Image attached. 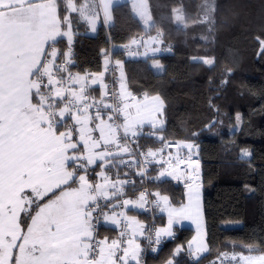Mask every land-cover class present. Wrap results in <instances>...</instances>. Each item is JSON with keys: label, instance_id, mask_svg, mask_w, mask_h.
Instances as JSON below:
<instances>
[{"label": "snow or ice", "instance_id": "snow-or-ice-1", "mask_svg": "<svg viewBox=\"0 0 264 264\" xmlns=\"http://www.w3.org/2000/svg\"><path fill=\"white\" fill-rule=\"evenodd\" d=\"M49 3L54 6L55 0H0V264H129V260L141 264L142 249L135 236L144 234L143 225L133 230L127 247H121L120 240L97 241L94 220L102 215L105 221L119 223L115 211L111 215L98 211V198L116 197L118 192L108 188L123 183L111 182L105 170L114 155L112 146L129 153V135L136 137L146 122L153 129L162 124L157 117L163 108L147 110L148 116L155 113L154 119H137L131 109L126 114L123 101L105 102L107 84L93 76L91 85L102 90L97 101L88 90L89 77L73 76L68 68L73 63V39L58 21L45 19ZM58 37L67 39V52L57 48ZM203 62L213 64L208 58ZM184 147L191 150L194 145ZM146 155L154 157L156 152L149 150ZM97 161L101 171L96 175L102 182L89 178ZM189 163L198 166L191 155ZM165 175L180 179L173 172L160 173ZM196 179L188 176L192 182L187 184L186 204L172 207L167 196H160L168 226L156 230V244L162 235L173 236L175 221L199 217ZM45 197L47 201L40 203ZM144 198L142 193L137 202L141 208ZM132 203L123 201L125 206ZM196 250L208 251L203 240ZM231 259L237 264H264V255L233 254Z\"/></svg>", "mask_w": 264, "mask_h": 264}, {"label": "trees", "instance_id": "trees-1", "mask_svg": "<svg viewBox=\"0 0 264 264\" xmlns=\"http://www.w3.org/2000/svg\"><path fill=\"white\" fill-rule=\"evenodd\" d=\"M147 3L150 28L130 2L114 6V24L102 23L96 34L74 25L73 63L68 65L71 73H98L105 56L120 58L132 92L162 99L163 139L199 144L208 251L193 258L187 245L194 229L177 228L174 238L145 256V264H207L223 252L264 253V0ZM177 12L183 15L182 24ZM65 14L64 5L60 15ZM155 33L166 48L158 56L162 71L149 59L127 57L123 48L135 37ZM57 46L61 53L69 48L65 38ZM205 58L213 64L204 63ZM237 115L240 125L233 130ZM137 144L145 148L158 142L148 132ZM244 151L250 155H242ZM150 188L168 195L172 204L184 202L185 187L178 180L153 179ZM139 217L155 226L164 223L162 216ZM98 232L115 231L101 226Z\"/></svg>", "mask_w": 264, "mask_h": 264}, {"label": "crops", "instance_id": "crops-1", "mask_svg": "<svg viewBox=\"0 0 264 264\" xmlns=\"http://www.w3.org/2000/svg\"><path fill=\"white\" fill-rule=\"evenodd\" d=\"M125 2H130L133 5L134 13L137 16H140L143 18V23L146 28H150L151 16L148 9V3L147 0H55L54 6L49 3V6L46 9V20L49 21H58L59 27L63 30L68 31L72 39L74 40V25H83L87 28L89 34H96L99 30V27L102 23H105L107 26H112L114 24V14H113V8L114 6L118 4H122ZM64 3V4H63ZM66 6L67 14L62 18L60 15V10L62 6ZM154 35L155 34H147L138 36L136 38H133L128 44L124 45L125 49V55L127 57H142L143 59L147 60L149 59L150 62H152L156 67H161L162 63L159 61L158 56L161 55V53H153L151 56H148V58L144 57L143 52L151 51L150 49H154L156 46L162 47L163 44L161 43H154ZM60 38L65 37H58L57 41ZM66 39V38H65ZM67 40V39H66ZM160 42V41H159ZM72 47V46H71ZM153 52V51H151ZM73 76L76 74H79L81 76H88V90L91 93L93 97L96 98V100H100L101 98V88L99 85H91L90 81L91 78L94 76L95 79H103V82L107 84V91H109L110 87H113V89L116 91L117 95L123 99V104L127 105L126 108H124L125 113L131 109L133 116L137 119L144 118L145 116H148V109L153 106H162L163 108V102L162 99L157 95H138L132 92L128 87V80H127V74L125 71L124 61L120 58L110 56L109 54L105 56L103 68L101 72H72ZM101 74H103L101 76ZM130 100V102H129ZM105 102L113 103L114 101L111 100L110 97L105 98ZM162 102V105H161ZM114 104V103H113ZM94 114V109L90 110ZM148 118H155V113H151ZM158 120L162 121V124H158L155 129L151 127L150 124L147 122L144 123L140 129H142L145 133L151 134V135H161L159 132L160 129L164 128L166 125L165 118H164V112L162 115H159ZM120 122H122V117L120 118ZM95 136H98L99 133H94ZM190 143V142H189ZM186 143L183 142V145ZM112 151L114 155L112 157H109L108 160L111 162L106 166V172L110 177V181L114 183L115 177L118 175V173H122L123 170L118 169L117 164L118 160L120 159L119 153L120 151L113 150ZM101 162L97 161L95 166L90 167L89 169V178L93 182H102L99 181V177H97L96 173H99L101 171L100 167ZM115 164L116 166L113 167L112 165ZM167 172H173L174 175H176L175 170H170ZM201 176V171L199 172ZM173 179L172 176H158L156 179ZM177 180V179H175ZM196 184L199 185V208H200V215L199 217L192 216L190 219H179L175 221L172 225V232L173 236L169 237L166 235H162L160 237L161 243L158 245L159 247L168 239H172L175 236V230L177 228L182 227H191L194 229V234L191 238V241L187 245V249L190 253V255L193 258L199 259L205 252H198L196 250L197 244L200 240H203L208 248V242H207V232H206V222H205V212H204V201H203V184H202V178L199 179ZM109 192H113L112 188H108ZM159 193L157 190H152V198H156L160 201V196H167L166 194L156 195ZM187 194H188V188L185 187V199L182 204H186L187 201ZM51 195V194H49ZM141 193L136 187L130 188L127 192V195L124 198H118L112 197L111 199H108L104 205L100 206V210L104 213H107L109 215L112 214L113 211L117 213V218L119 220L118 224H113L111 221H105L103 219L102 215L98 216L97 220H94V223L96 224V231H95V239L97 241L100 240H107L110 242L111 240H120L122 241L121 247H127L126 241L128 239L133 238L132 233L133 230L138 229L139 225L144 226V219H141L139 217V213H148V205L149 201L145 197L144 198V207L141 208L137 205V202L140 201ZM47 197H45L44 202L47 201ZM124 200L132 201V204H129L127 206L123 205ZM42 202V203H44ZM169 204L172 207H178L179 205H175L170 203ZM112 205H117L115 208L112 207ZM181 205V204H180ZM165 208L162 202H160L157 209ZM162 211V210H161ZM120 213H124V215H120ZM96 215V214H94ZM162 216L163 224L157 226V229L166 228L168 226V212L167 209L162 211L160 214ZM134 218V221H129L128 218ZM138 222V224L136 223ZM131 223V227H129V224ZM101 226H107L112 228L114 230V235L110 234H104L99 235L98 229ZM121 233H124L123 236H121ZM195 241V242H194ZM135 242L140 244L142 252L140 256V260L143 258L145 247L144 244L139 240V233L135 236ZM180 249V248H178ZM122 253L118 251L117 255H121ZM227 254V255H223ZM233 254L240 253H231V252H223L220 256L217 258L209 261L207 264H237L236 261L232 260L231 257ZM248 255H264V253H253V254H245V256ZM129 264H135V261L129 260Z\"/></svg>", "mask_w": 264, "mask_h": 264}, {"label": "built area", "instance_id": "built-area-1", "mask_svg": "<svg viewBox=\"0 0 264 264\" xmlns=\"http://www.w3.org/2000/svg\"><path fill=\"white\" fill-rule=\"evenodd\" d=\"M161 35V34H160ZM159 36V35H158ZM57 46V45H56ZM59 49V47L57 46ZM73 54V52H72ZM71 54V57H72ZM153 53L150 51L148 56ZM112 56V54H110ZM109 96L114 104H120L123 101L120 98L113 87L109 88ZM120 122V121H119ZM145 132L140 129L139 134L136 137H128V147L130 149L129 153L121 152L119 153L120 159L118 160V169L123 170V173H118L115 177L114 183L117 181H123V183H117V187L112 191L118 192V198H124L130 188L136 187L139 192L145 194V197L149 201L148 214L151 219L160 216L162 211L157 209L160 201L156 198H152V189L150 188V183L153 179H156L161 172H167L170 170H175L176 175L180 177L178 180L184 187L192 181L188 180V176L195 175L197 177L195 183L201 179L200 176V165L202 162V156L199 150V144L192 141L194 147L189 150L184 147L183 142L173 139H163L161 135H153L154 140L158 144L154 146H149L142 148L137 144V140L140 136L144 135ZM121 137H123V132L121 130ZM114 149L115 146H112ZM151 150L156 152V155L147 156V152ZM189 155H191L192 160L198 161V166L189 163ZM196 168V172L193 173L192 169ZM107 200L103 198H98L99 205H104ZM157 226L152 222L144 221L143 235H139V240L144 244L145 252L143 258L141 259V264H145V256L148 254H153L157 252L159 244L155 243ZM163 245V244H162ZM155 249V250H154Z\"/></svg>", "mask_w": 264, "mask_h": 264}, {"label": "rangeland", "instance_id": "rangeland-1", "mask_svg": "<svg viewBox=\"0 0 264 264\" xmlns=\"http://www.w3.org/2000/svg\"><path fill=\"white\" fill-rule=\"evenodd\" d=\"M139 18H141L140 16H138ZM175 17H176V19L177 20H179L180 21V24H182V21H181V19L183 18V15H182V13L181 12H177L176 13V15H175ZM142 20H144L143 18H141ZM150 22H152L151 24H150V26H152V24H153V20H152V18H151V21ZM151 35V34H150ZM159 35V36H158ZM154 37V43H156V44H158V43H163V41H162V38H161V35L160 34H157V35H154L153 36ZM136 38V37H135ZM160 41V42H159ZM147 50H149V49H147ZM144 51L143 52V54H144V57L145 58H148V54H149V52L150 51ZM151 51H153L152 53H164L165 52V50H166V48H164L163 46L162 47H160L159 46V44H158V46H156L153 50L152 49H150ZM164 69V66H163V64L161 65V67H157L156 68V71H162ZM71 72V71H70ZM75 76V75H74ZM239 125H240V119L239 120H237V123L233 126V130L234 129H236V128H238L239 127ZM185 143H188V142H185ZM191 144H192V141L190 142ZM242 253H240V254H238V255H241ZM242 255H244L245 256V254H242Z\"/></svg>", "mask_w": 264, "mask_h": 264}]
</instances>
